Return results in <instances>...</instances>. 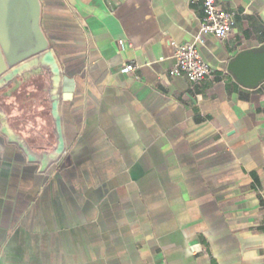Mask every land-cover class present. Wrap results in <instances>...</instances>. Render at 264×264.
Returning a JSON list of instances; mask_svg holds the SVG:
<instances>
[{
  "label": "crops",
  "instance_id": "1",
  "mask_svg": "<svg viewBox=\"0 0 264 264\" xmlns=\"http://www.w3.org/2000/svg\"><path fill=\"white\" fill-rule=\"evenodd\" d=\"M39 2L58 73L0 89V264H264V79L228 71L264 0H215L235 26L201 43L190 0ZM170 41L212 76L172 74Z\"/></svg>",
  "mask_w": 264,
  "mask_h": 264
},
{
  "label": "water",
  "instance_id": "2",
  "mask_svg": "<svg viewBox=\"0 0 264 264\" xmlns=\"http://www.w3.org/2000/svg\"><path fill=\"white\" fill-rule=\"evenodd\" d=\"M40 11L39 0H0V89L7 88L8 91L14 86L12 93H15L21 88H15L19 84L18 79L23 80V76L28 74L36 76L23 80V87L51 65V72L58 73L54 55L40 26ZM247 60L253 66L250 69L244 67ZM228 71L241 84L255 86L264 79V51L239 54L229 63ZM62 97L67 99L68 93L64 92ZM58 138L59 146L50 155L53 162L63 151L60 130Z\"/></svg>",
  "mask_w": 264,
  "mask_h": 264
},
{
  "label": "built area",
  "instance_id": "3",
  "mask_svg": "<svg viewBox=\"0 0 264 264\" xmlns=\"http://www.w3.org/2000/svg\"><path fill=\"white\" fill-rule=\"evenodd\" d=\"M190 3L199 4L203 13L196 36L197 42L201 43L206 34H212L218 40H223L231 34L236 22L234 12L220 10L215 0H190ZM169 44L173 46L172 74L183 72L193 83L212 76L211 68L199 53L195 43L174 44L170 41ZM136 68L137 64L132 63L125 65L123 70L131 73Z\"/></svg>",
  "mask_w": 264,
  "mask_h": 264
},
{
  "label": "trees",
  "instance_id": "4",
  "mask_svg": "<svg viewBox=\"0 0 264 264\" xmlns=\"http://www.w3.org/2000/svg\"><path fill=\"white\" fill-rule=\"evenodd\" d=\"M37 80L40 81V80H43V79H42V77L35 78V79L32 80L31 82H29V84L24 85L22 88H20L18 91H16L15 94H14L13 96H18L17 93H22V91L25 92V91H27L30 87H32V88L34 89V87H36V86H35V82H36Z\"/></svg>",
  "mask_w": 264,
  "mask_h": 264
},
{
  "label": "rangeland",
  "instance_id": "5",
  "mask_svg": "<svg viewBox=\"0 0 264 264\" xmlns=\"http://www.w3.org/2000/svg\"><path fill=\"white\" fill-rule=\"evenodd\" d=\"M43 70H45V69H43ZM37 74V73H36ZM28 76V77H27ZM34 77H36L35 75H32V74H28V75H24L23 76V80L24 81H26L27 80V78H34ZM22 79H18V81H19V85H18V87H21L22 88V83L24 82ZM32 80H34V79H32ZM14 87V86H13ZM12 86L11 87H9V91L8 92H10L11 91V89L13 88ZM11 94V96H12V94L14 95L15 93H10ZM21 96L22 95H20V99H21Z\"/></svg>",
  "mask_w": 264,
  "mask_h": 264
}]
</instances>
